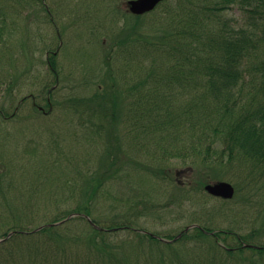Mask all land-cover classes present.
I'll return each mask as SVG.
<instances>
[{"label": "rangeland", "instance_id": "1", "mask_svg": "<svg viewBox=\"0 0 264 264\" xmlns=\"http://www.w3.org/2000/svg\"><path fill=\"white\" fill-rule=\"evenodd\" d=\"M126 1L0 0V110L11 115L0 116V227L35 229L90 194L91 217L109 231L123 227L108 245L101 237L78 250L64 245L50 263L27 240L7 238L0 264H264V251L248 248L264 246V179L243 157L218 164L221 149L207 151L214 106L195 68L211 53L206 36L184 35L188 10L136 19ZM53 51L58 76L47 62ZM97 176L104 180L94 191ZM217 180L233 185L232 198L205 191ZM193 225L213 232L199 237ZM67 226L89 229L83 221ZM188 226V238L169 246L136 233L173 238ZM218 230L231 232L219 237L232 248L242 236L245 249L211 251L214 238L223 245L211 236ZM35 239L48 245L46 233Z\"/></svg>", "mask_w": 264, "mask_h": 264}, {"label": "trees", "instance_id": "2", "mask_svg": "<svg viewBox=\"0 0 264 264\" xmlns=\"http://www.w3.org/2000/svg\"><path fill=\"white\" fill-rule=\"evenodd\" d=\"M178 1H181L179 5L173 3L172 0H165L154 11L160 8L162 13H166L168 17L173 16L177 7L188 10L185 18L184 35L198 38L206 36V40H208V42L204 41V44L209 47L207 51L211 53L204 54L202 48L201 53L203 54L199 55V58L203 62L200 64L198 62L195 65L197 77L201 76L207 81L214 106L212 107L214 113L212 119L216 123L212 126V141L208 144L207 151L221 149L218 164L223 162L225 155H228L229 158L233 155L239 158L243 157L256 172L259 171L261 179H264V0H212L210 8L202 0H196V3L190 0L192 2L190 7H183V2L186 0ZM233 6L240 11L238 17H232L228 13L229 10L233 9ZM134 17L139 19L140 16ZM51 22L54 23L52 20ZM50 59V69L55 76H58L56 58L51 55ZM3 83L4 81L1 80L0 85ZM43 83V88L49 85L48 80H44ZM52 93L53 91L50 92L51 96ZM161 94L168 99L173 96L171 92H161ZM156 98L159 97L156 96ZM8 99V102L12 104L13 99L11 97ZM201 99L206 103L203 93ZM166 103L167 101L164 102L163 107ZM138 104L139 106L142 105L140 99H138ZM159 107L160 103L156 102V110ZM1 109L0 116L3 119L11 116L4 110L3 105ZM168 113L167 120L171 117V111L168 110ZM212 176L218 178L215 173ZM103 180L102 177L97 176V182H92L94 191L97 190ZM184 193L186 194L188 191H183L182 194ZM92 200L91 194L88 197L84 195L74 208L58 211L52 220L58 221L74 212L91 215ZM73 221H83L89 229L86 231L68 227L67 225ZM92 221L98 224L96 219L93 218ZM125 228L131 229V227ZM16 229L25 230L28 228L21 225H5L0 227V235H6L8 231ZM114 230L97 229L85 216H78L63 225L45 227L39 232L23 234L17 232L9 241L23 242L27 240L31 244V248H38L35 250L36 252L53 258L46 262L50 263L55 262L57 253L64 255L67 250L64 245L76 246V250H78L80 245L93 243L97 237H101L102 241L107 244L106 238L108 239L107 236ZM193 230L197 232L199 237H210V232H213L211 228H203L202 226H196L192 228ZM42 233L47 234L49 240L47 246L38 244L39 241L35 239ZM136 233L142 238L149 239L153 245H171V242H163L153 235ZM223 233L229 235L231 232L218 230L211 236L219 238L223 243L225 239L219 237ZM190 234V231L184 232L182 238H188ZM167 237L172 238L171 236ZM214 239L211 242L212 245L209 244L211 251L220 248L222 252L230 254L235 249H239L241 252L245 249L242 246V236L238 237L241 245L237 248L230 247L228 243L219 245ZM248 248L256 252L264 251V246ZM110 255L113 256L112 252L108 250V256Z\"/></svg>", "mask_w": 264, "mask_h": 264}, {"label": "water", "instance_id": "3", "mask_svg": "<svg viewBox=\"0 0 264 264\" xmlns=\"http://www.w3.org/2000/svg\"><path fill=\"white\" fill-rule=\"evenodd\" d=\"M161 0H130L128 2L129 8L135 13H143L153 9ZM205 189L214 196H220L222 198H232L234 196L235 189L233 185L228 181H217L208 183Z\"/></svg>", "mask_w": 264, "mask_h": 264}, {"label": "bare ground", "instance_id": "4", "mask_svg": "<svg viewBox=\"0 0 264 264\" xmlns=\"http://www.w3.org/2000/svg\"><path fill=\"white\" fill-rule=\"evenodd\" d=\"M22 234H23V233H22ZM23 240H24V239H23ZM23 240H22V241H23ZM97 260H99V259H97Z\"/></svg>", "mask_w": 264, "mask_h": 264}]
</instances>
